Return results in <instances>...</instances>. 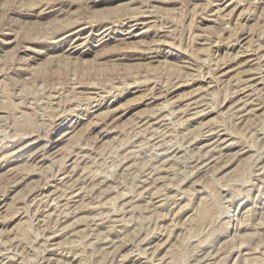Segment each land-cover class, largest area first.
<instances>
[{
	"label": "rangeland",
	"instance_id": "1",
	"mask_svg": "<svg viewBox=\"0 0 264 264\" xmlns=\"http://www.w3.org/2000/svg\"><path fill=\"white\" fill-rule=\"evenodd\" d=\"M263 68L264 0H0V264H264Z\"/></svg>",
	"mask_w": 264,
	"mask_h": 264
},
{
	"label": "bare ground",
	"instance_id": "2",
	"mask_svg": "<svg viewBox=\"0 0 264 264\" xmlns=\"http://www.w3.org/2000/svg\"><path fill=\"white\" fill-rule=\"evenodd\" d=\"M223 8V7H222ZM263 46V45H262ZM250 51V50H249ZM261 52V51H260ZM251 55H253V54H251ZM249 56V55H248ZM261 57V56H260ZM263 57V56H262ZM264 69V68H263ZM262 69V70H263ZM261 70V71H262ZM261 73V72H260ZM244 90V89H243ZM242 112V111H241ZM157 130V129H156ZM204 165H207V164H204ZM203 166V165H202ZM147 182V181H146ZM145 187V186H144ZM67 189V188H66ZM151 193V192H150ZM67 195V194H66ZM81 195V194H80ZM75 198V197H74ZM69 207V206H68ZM94 223V222H93ZM113 229V228H112ZM114 232V231H113ZM55 236V235H54ZM112 240V239H111ZM119 246V245H118ZM202 251V250H201ZM213 251V250H212ZM205 253V252H204ZM213 253V252H212ZM208 256V255H207ZM210 258V257H209ZM195 264H197V263H195Z\"/></svg>",
	"mask_w": 264,
	"mask_h": 264
}]
</instances>
